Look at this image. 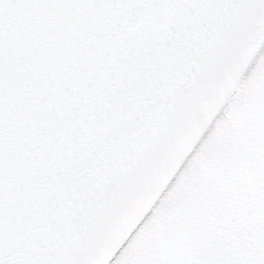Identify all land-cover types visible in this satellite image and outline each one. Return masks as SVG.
<instances>
[{
	"label": "snow or ice",
	"instance_id": "1",
	"mask_svg": "<svg viewBox=\"0 0 264 264\" xmlns=\"http://www.w3.org/2000/svg\"><path fill=\"white\" fill-rule=\"evenodd\" d=\"M235 2L0 0V264H85L94 234L77 219H115L121 200L105 209L106 184L148 165V137L118 159L135 130L120 117L189 79L193 47L206 50L201 21L214 13L206 27L218 28ZM43 238L55 253H35Z\"/></svg>",
	"mask_w": 264,
	"mask_h": 264
},
{
	"label": "rangeland",
	"instance_id": "2",
	"mask_svg": "<svg viewBox=\"0 0 264 264\" xmlns=\"http://www.w3.org/2000/svg\"><path fill=\"white\" fill-rule=\"evenodd\" d=\"M110 264H264V47Z\"/></svg>",
	"mask_w": 264,
	"mask_h": 264
},
{
	"label": "water",
	"instance_id": "3",
	"mask_svg": "<svg viewBox=\"0 0 264 264\" xmlns=\"http://www.w3.org/2000/svg\"><path fill=\"white\" fill-rule=\"evenodd\" d=\"M216 22L214 13L201 21L208 36L206 50L201 55V49L193 47L198 63L189 79L139 98L120 117L123 126H135V130L118 159L148 137L150 143L143 153L148 165L141 161L123 179L106 184L105 209L114 198L121 200L115 219L91 212L77 219L75 231L94 234L85 264H109L194 150L264 39V0H237L222 11L219 27L208 31L206 25ZM200 35L193 33V40H199ZM58 244L43 238L34 251L48 256L56 252Z\"/></svg>",
	"mask_w": 264,
	"mask_h": 264
},
{
	"label": "bare ground",
	"instance_id": "4",
	"mask_svg": "<svg viewBox=\"0 0 264 264\" xmlns=\"http://www.w3.org/2000/svg\"><path fill=\"white\" fill-rule=\"evenodd\" d=\"M215 120H216V119H215ZM214 122H215V121H214ZM214 122H213V123H214ZM165 192H166V191H165Z\"/></svg>",
	"mask_w": 264,
	"mask_h": 264
}]
</instances>
